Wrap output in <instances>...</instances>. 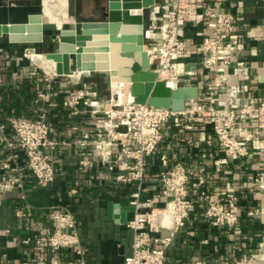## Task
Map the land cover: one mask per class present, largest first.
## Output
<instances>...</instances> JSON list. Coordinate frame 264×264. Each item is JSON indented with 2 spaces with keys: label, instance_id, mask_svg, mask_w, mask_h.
<instances>
[{
  "label": "crops",
  "instance_id": "0c3cea01",
  "mask_svg": "<svg viewBox=\"0 0 264 264\" xmlns=\"http://www.w3.org/2000/svg\"><path fill=\"white\" fill-rule=\"evenodd\" d=\"M62 1L0 0V24H29L33 17V22L40 23L43 37L42 41L32 42L11 40L8 34L0 35L3 76L0 122L6 123L12 115L35 116L45 111L52 135L70 141L57 149L58 170L55 180L46 188L39 187L30 177L21 189L0 191V264H19L40 256H53L58 262L71 257L67 250L53 254L34 242L38 235L52 230L49 215L52 206L58 203L68 205L75 214L86 264H122L124 256L131 251L132 230L106 218V203L111 201L128 206L132 187L113 181L112 173L97 161L91 145L85 147L86 154L82 155L89 158L90 164L79 168L78 152L82 149L76 142L92 127L87 123V114L71 112L65 104L84 82H92L104 98L110 97L113 91L108 90L111 87L105 83L94 81L91 74H81L79 70L72 72L71 76L76 77L74 80L57 76L46 81L43 67L52 69L55 62L46 60L43 53H35L44 52L45 46L56 43L58 21L70 20ZM65 1L68 12L75 14L78 20L104 18L100 16L105 10L99 6V0ZM169 1L162 0L166 9ZM57 4L62 8L59 20ZM206 6L235 15L236 29L229 40V85L238 87L240 100H264V0L199 2L191 20L179 30V36L186 44L182 61L201 59L198 44L209 36L202 15ZM31 32L30 29L23 33ZM206 72L212 80L214 73ZM78 77L80 83H76ZM184 80L188 85H197L201 94L207 93L202 75H188ZM229 85L215 90L213 98L217 107L226 104ZM38 91L48 95L37 99ZM73 122H78L77 126H73ZM6 134L12 136L9 127ZM243 142L248 153L231 159L218 145L213 122L192 124L181 117L178 123L169 121L163 127L158 149L147 160L141 198H154V205L161 207L166 197L159 196L160 171L175 162H182L192 170L188 185L192 197L198 198L202 190L210 197L233 194L237 196L238 206L237 223L228 226L205 216V203L196 201L166 247L164 264H237L249 252L264 246V135L256 142ZM72 187L77 189L76 194L70 193ZM6 229L9 231L5 232ZM26 237H30L29 243L23 242Z\"/></svg>",
  "mask_w": 264,
  "mask_h": 264
},
{
  "label": "built area",
  "instance_id": "2783aa9c",
  "mask_svg": "<svg viewBox=\"0 0 264 264\" xmlns=\"http://www.w3.org/2000/svg\"><path fill=\"white\" fill-rule=\"evenodd\" d=\"M201 1L170 0L166 9L159 0L154 5V15L148 17L143 30L150 63L158 75L174 78L177 86L188 85L184 80L188 75L199 74L204 78L203 87L207 93L201 94L198 89L197 97L187 100L184 110L172 111L136 103L133 98L119 100L117 93L104 98L92 82L81 83L65 101L71 112L87 114V123L92 127L83 134V139L76 142L82 149L78 152L79 168L90 164L89 158L83 156L85 147L91 145L97 161L112 173L113 181L132 187L129 205L134 206L135 214L124 224L133 233L131 251L124 256L122 264H164L166 247L173 241L196 201H203L205 216L219 223L234 226L238 220L237 196L210 197L203 190L198 198L191 196L188 185L192 170L182 162H175L160 171L162 187L159 196L166 197L161 207L154 205V198H141L147 160L158 149L162 129L169 121L178 123L182 117L192 124L213 122L218 145L231 159L248 153L243 140L256 142L264 135V100H240L238 87L229 85V40L236 29L233 13L206 6L202 15L209 36L198 44L201 59H180L186 44L180 38L179 30L191 20ZM187 64H191L189 69L185 68ZM206 71L214 73L212 80ZM57 76L71 77L43 67L44 80ZM78 79L76 83H79ZM2 84L0 71V87ZM223 85H229V88L226 104L220 108L215 105L213 94ZM49 87L48 84L47 89ZM46 95L45 91H38L37 99ZM77 123L72 125L77 126ZM7 127L11 130V137L6 134ZM68 144L70 141L52 135L45 111L35 116L12 115L6 123L0 122V191L21 189L30 177L39 187L46 188L55 180L58 170L56 151ZM69 191L77 193L75 187ZM49 216L52 230L38 235L35 244L53 254L67 250L71 257L58 262L53 256H40L19 264H86L73 210L58 203L52 206ZM30 241V237L23 239L24 243ZM237 264H264V246L249 252Z\"/></svg>",
  "mask_w": 264,
  "mask_h": 264
},
{
  "label": "water",
  "instance_id": "95a60500",
  "mask_svg": "<svg viewBox=\"0 0 264 264\" xmlns=\"http://www.w3.org/2000/svg\"><path fill=\"white\" fill-rule=\"evenodd\" d=\"M158 0H107L105 17L100 20H78L73 16V30H61L56 34L58 48L42 52L47 59L55 62V72L58 75H69L73 70L80 73L97 74L101 82L109 87L115 81L125 80L136 103H147L154 107L172 111H182L186 101L198 95L195 85H181L176 89L166 86L158 79L152 69L148 53L144 50L143 30L146 13L154 15V5ZM0 24V35L8 34L11 40L42 41L40 23ZM31 33H23L25 30ZM21 32L22 34H19ZM74 46V47H73ZM50 47V48H51ZM97 52L103 61L95 64L86 61V54ZM130 59L126 66H118L115 74L111 73L114 59ZM191 64L185 66L189 69ZM193 66H195L193 64ZM134 206H120L108 201L106 203V218L120 224H127L134 218ZM165 234V231H162Z\"/></svg>",
  "mask_w": 264,
  "mask_h": 264
},
{
  "label": "rangeland",
  "instance_id": "374dc122",
  "mask_svg": "<svg viewBox=\"0 0 264 264\" xmlns=\"http://www.w3.org/2000/svg\"><path fill=\"white\" fill-rule=\"evenodd\" d=\"M159 1V0H158ZM104 5V6H103ZM57 6V8H56V12H57V18H58V20L61 18V12H62V8H61V5L60 4H57L56 5ZM99 6H101V7H104L103 8V11L106 9L105 7H106V0H99ZM148 15H149V13L147 12L146 13V21H145V23L147 22V20H148ZM100 16H102V17H105V13H101V15ZM68 17V16H67ZM71 20V21H70ZM70 20H62L61 21V23L58 21L57 22V25L59 26V27H57V32L55 33V38H56V34L57 33H59L61 30H64V31H68V30H73V28H74V23H73V17L72 18H70ZM53 48H58V41H56V43L54 44V46H53ZM52 47L50 48V47H47V46H45L44 47V49H47V50H45V51H48V50H50V49H53ZM42 52L43 51H36L35 53L36 54H42ZM45 56V55H44ZM86 57H85V60L86 61H92V62H94L95 64H99V55H97V52H95V53H93V54H86L85 55ZM45 59L46 60H50V59H47L46 58V56H45ZM51 61H53V60H51ZM54 62V61H53ZM43 66H44V64H43ZM46 69V68H45ZM55 69V64H54V66H53V68L52 69H47V70H54ZM74 71V70H73ZM72 71V72H73ZM72 72L71 73H69V75H71L72 74ZM162 76H164V74L162 75ZM91 77L93 78V80L94 81H100L101 82V79H102V77L100 76V75H97V74H93V73H91ZM72 79L73 78H76V77H71ZM74 80V79H73ZM75 80H77V79H75ZM78 81H79V79H78ZM80 83V82H79ZM107 85V84H106ZM107 87H109L108 85H107ZM106 88V87H105ZM104 90H106V89H104ZM108 90H111V91H113L114 92V89H113V86H111V88H108Z\"/></svg>",
  "mask_w": 264,
  "mask_h": 264
},
{
  "label": "bare ground",
  "instance_id": "6f19581e",
  "mask_svg": "<svg viewBox=\"0 0 264 264\" xmlns=\"http://www.w3.org/2000/svg\"><path fill=\"white\" fill-rule=\"evenodd\" d=\"M62 3H63V5H64V7L66 9L67 14H69L70 18H72L73 16L68 12V7H67L66 1L63 0ZM143 48L148 53V48L146 47L145 44H144ZM148 57H149V55H148ZM101 61H103V60H102L101 57H99V64L101 63ZM130 61H131L130 59H125V58L114 59V62H113L114 68H112L111 73L114 75L116 67H118V66H126V64H129ZM44 68H46V67L44 66ZM46 70H47V68H46ZM47 71H50V70H47ZM158 79L165 81L166 86H168L171 89L178 88V86L175 84V79L174 78H167L165 74H164V76H162L160 74V75H158ZM112 86H113V89H114L113 93H117L118 94L119 100H125V99L128 100V99L133 98V96H132V94L130 92V89L124 90L125 86H129V82H127L125 80H121V81H118V82L115 81L112 84Z\"/></svg>",
  "mask_w": 264,
  "mask_h": 264
}]
</instances>
